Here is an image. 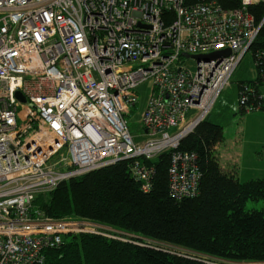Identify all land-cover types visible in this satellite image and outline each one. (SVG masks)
Instances as JSON below:
<instances>
[{
  "label": "built area",
  "instance_id": "obj_1",
  "mask_svg": "<svg viewBox=\"0 0 264 264\" xmlns=\"http://www.w3.org/2000/svg\"><path fill=\"white\" fill-rule=\"evenodd\" d=\"M238 2L0 0V264H43L67 235L125 240L35 207L37 196L90 171L130 161L132 179L148 192L155 169L145 162L171 152V194H197L195 155L177 148L230 86L261 28L249 7L264 0ZM222 50L229 54L192 58ZM146 81L152 93L136 141L128 116ZM251 98L253 89L241 86L242 113L261 111Z\"/></svg>",
  "mask_w": 264,
  "mask_h": 264
},
{
  "label": "trees",
  "instance_id": "obj_2",
  "mask_svg": "<svg viewBox=\"0 0 264 264\" xmlns=\"http://www.w3.org/2000/svg\"><path fill=\"white\" fill-rule=\"evenodd\" d=\"M201 0H184L193 4ZM215 1L224 9L238 0ZM261 24L250 47L256 78L244 81L254 91L251 104L261 100L264 86V6L249 7ZM262 55L257 63L256 54ZM222 126L202 120L180 140L177 151L194 154L200 171L197 194L175 198L169 189L171 152L152 161L155 169L148 192L140 189L119 161L57 186L34 201L46 216L77 217L124 233V241L95 234L67 235L46 252L43 264H264V178L240 182L235 167L219 163L216 148L224 141ZM143 162V161H142ZM263 202L246 209L248 202ZM115 235L116 233H111ZM119 235V234H117Z\"/></svg>",
  "mask_w": 264,
  "mask_h": 264
},
{
  "label": "crops",
  "instance_id": "obj_3",
  "mask_svg": "<svg viewBox=\"0 0 264 264\" xmlns=\"http://www.w3.org/2000/svg\"><path fill=\"white\" fill-rule=\"evenodd\" d=\"M244 57L231 77L230 86L225 89L232 90L235 102L228 104L226 97H222L225 91L223 90L207 116L210 121L222 126L224 130L225 139L216 148L219 163L225 169L235 167L239 181L242 183L255 178H264V111L244 114L238 107L239 85L245 80L238 74L244 70V67L242 68ZM251 60L254 65L252 55ZM260 95L264 102V93L261 90ZM224 113L230 116L228 125H233L234 134L229 140L225 135L227 124L222 122Z\"/></svg>",
  "mask_w": 264,
  "mask_h": 264
},
{
  "label": "rangeland",
  "instance_id": "obj_4",
  "mask_svg": "<svg viewBox=\"0 0 264 264\" xmlns=\"http://www.w3.org/2000/svg\"><path fill=\"white\" fill-rule=\"evenodd\" d=\"M244 67V70L239 73L238 75L244 78V81H253L256 78V69L253 65V62L251 60V55L248 53L243 60V65L242 68ZM239 90H240V85H239ZM260 90L262 93H264V86L260 87ZM136 92L138 93V103L137 106L131 108V114L128 116V121H129V131L130 133L135 137L136 141H141L139 136L143 133V131L140 128L142 116L146 107V104L151 96L152 93V83L151 81H146L143 84H141L137 89ZM222 97H226V100L228 101V104H232L235 102V97L234 93L232 92L231 89L225 90L223 92ZM222 98V99H223ZM134 113V114H133ZM191 115V113H188L186 119ZM240 115V114H239ZM224 119L222 120L223 123L227 124L225 125V135L226 139L229 140L233 134V125H228L229 124V119L230 116H228L226 113L223 114ZM232 119V118H231ZM228 122V123H227ZM199 123H196L193 126V129L198 125ZM192 129V130H193ZM176 129H171L170 133H174ZM57 160V157L53 159V161ZM263 206V202H248L246 205V209L250 210L252 208L260 209ZM106 227V226H105ZM110 229L109 227H107ZM124 236H128L124 233H119V238L124 239Z\"/></svg>",
  "mask_w": 264,
  "mask_h": 264
},
{
  "label": "water",
  "instance_id": "obj_5",
  "mask_svg": "<svg viewBox=\"0 0 264 264\" xmlns=\"http://www.w3.org/2000/svg\"><path fill=\"white\" fill-rule=\"evenodd\" d=\"M228 54H229L228 50H222V51L213 52V53L208 54V55L193 56L192 58H195V59H198V60H200V59L209 60L211 58L227 56ZM17 97L19 99H21L22 101H24V99L21 97L20 94H17Z\"/></svg>",
  "mask_w": 264,
  "mask_h": 264
}]
</instances>
